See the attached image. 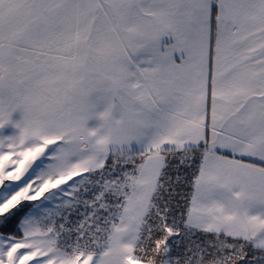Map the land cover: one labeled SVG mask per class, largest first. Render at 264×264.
<instances>
[{"label": "snow or ice", "instance_id": "6c2138e0", "mask_svg": "<svg viewBox=\"0 0 264 264\" xmlns=\"http://www.w3.org/2000/svg\"><path fill=\"white\" fill-rule=\"evenodd\" d=\"M0 264H264V0H0Z\"/></svg>", "mask_w": 264, "mask_h": 264}]
</instances>
